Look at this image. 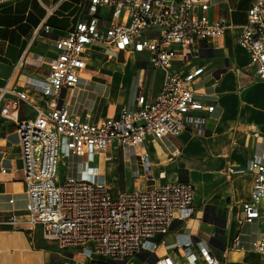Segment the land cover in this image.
<instances>
[{
  "label": "built area",
  "instance_id": "2783aa9c",
  "mask_svg": "<svg viewBox=\"0 0 264 264\" xmlns=\"http://www.w3.org/2000/svg\"><path fill=\"white\" fill-rule=\"evenodd\" d=\"M17 1L0 0V6ZM52 1L50 15L66 0ZM211 6L212 0H86L87 16L55 39L47 77L28 79L24 90L9 83L0 89V114L15 123L27 194L24 212L0 219V227L18 222L41 227L59 251L75 249L93 264H130L144 253L156 257L154 264H225L189 233L176 232L174 242L166 241L194 215L191 184L161 182L163 174L155 179L146 154L140 156L144 177L156 181L150 190L114 193L100 169V163L115 160L119 149H139L149 139L185 131L202 134L214 106L205 105L193 90L204 68L189 69V64L199 44L225 36L232 27L221 14L212 15ZM38 31L52 33L47 24ZM237 42L254 76L264 82V0L249 8ZM93 46L109 58L141 57L147 68L161 71L156 99L147 101L138 94L132 109L122 107L100 120L71 114L63 93L92 81L88 53ZM29 90L46 103L31 100ZM21 103L33 109L34 118L19 119ZM72 158L82 164L76 173L63 162ZM61 164L67 172L63 178ZM226 173L228 178L248 174L252 180L240 223L264 219V155L253 154L248 166H229ZM157 237L162 239L155 242ZM161 247L170 254L159 256ZM232 249L246 251L238 238ZM250 250L264 256V223Z\"/></svg>",
  "mask_w": 264,
  "mask_h": 264
},
{
  "label": "crops",
  "instance_id": "0c3cea01",
  "mask_svg": "<svg viewBox=\"0 0 264 264\" xmlns=\"http://www.w3.org/2000/svg\"><path fill=\"white\" fill-rule=\"evenodd\" d=\"M254 1L212 0L210 13L221 14L232 27L225 36L199 44L189 64V69L204 68V74L194 82L193 90L205 105L214 106V111L206 116L202 134L185 131L177 137L149 139L139 149H119L114 153L115 160L100 163L101 179L107 184H117L122 161L126 172L132 171L134 165L137 167L140 178H144L142 190H150L149 181L144 177V163L140 159L146 154L155 179L163 174L165 179L161 182L181 181L182 178L183 182L191 184L195 192L194 215L187 224L177 225L166 241L174 242L176 232L189 233L193 239L207 244L212 254L225 264H263L264 261V256L250 250L264 219L251 224L239 221L243 203L250 197L251 177L247 174L228 178L226 173L229 166H248L253 154L264 155V82L254 76L248 67L247 53L237 42L240 26L246 23L248 10ZM53 5L52 0H19L0 6V89L9 83L24 90L28 79L44 80L49 74L48 62L56 54L55 39L65 35L87 16L86 0L84 17L71 15L74 7L79 5L72 0L59 4L50 15L48 9ZM43 24L49 25L52 33L38 31ZM102 51L99 46L89 50L90 74L93 59ZM111 59L117 63L115 70L121 77L125 74L129 77L140 69V83L133 100L129 99L130 88L122 78H119L115 89H111L110 82L91 81L63 93V104L71 114L81 118L90 116L94 120L106 117L98 107L95 110V105L90 107L88 103L91 97L96 98L97 86L103 88L98 98L104 100L109 91L117 93L126 85L122 92L127 97L119 110L122 107L132 109L138 94L145 96L147 101L156 99L163 74L159 87L148 93L145 89L148 68L141 57L118 56ZM128 60L131 61L129 65L126 64ZM28 93L37 104L43 106L46 103L40 95L30 90ZM18 117L20 120L32 119L35 112L21 103ZM155 183L152 182V188ZM133 189H139L136 183ZM26 204V185L15 123L0 114V219L22 214ZM236 238L245 252L232 249ZM161 239L157 237L154 241ZM166 254L170 252L164 247L158 250L159 256ZM155 259L154 255L144 253L132 259L130 264H154ZM0 264L93 262L75 249L59 251L55 243L44 238L41 227L18 222L0 227Z\"/></svg>",
  "mask_w": 264,
  "mask_h": 264
},
{
  "label": "rangeland",
  "instance_id": "374dc122",
  "mask_svg": "<svg viewBox=\"0 0 264 264\" xmlns=\"http://www.w3.org/2000/svg\"><path fill=\"white\" fill-rule=\"evenodd\" d=\"M73 3L79 4L78 6L74 7V9L71 12V15H75L76 17H84L85 16V0H72ZM122 62H124L123 60H121ZM131 61L128 60V62L126 64H130ZM92 70H91V76L93 77L92 81H97L100 83H105V82H110L111 84V89H115L118 85V81L119 78H122L123 83H127L128 84V88H130V96L129 99L133 100L134 96L136 95L137 89H138V85L140 83V69L139 64H136V68H138L136 70V72H134L133 74L129 75V77H127V75L125 74L124 77H121L120 73L115 70V66L117 65V63L113 62V60L109 57H107L103 51L102 54L100 53V55L96 56L95 59H93V63H92ZM148 74L147 77L145 79V89L148 93L154 92L156 90V88L159 87L161 79H162V73L158 72L154 69L148 68L147 69ZM143 85V84H142ZM126 85L122 86L121 91H118L117 93H113L114 91H109L108 94H106V98L100 99L98 98L99 96H101L102 94V90L103 88L101 86H97L96 89V98L95 97H91L90 99H88V103L89 106L92 107L95 105V110L98 107L101 111V114H104V116L107 115H113V114H117L120 105L123 103V101L126 100V94L124 92H122L123 88L125 89ZM69 96H70V92H69ZM90 96V95H89ZM86 97H83L82 99H84ZM64 164H67L70 168V170L74 173H76L80 167H81V161L77 158H72V159H66L65 161H63ZM96 161L94 163V165H97ZM122 163V172L119 173L118 175V180H117V184L112 185V182H110L109 180V184L112 187V192L116 193L119 190H130L133 189L134 187V183H136V187L139 189H142V184L144 183V178H140L141 174L138 172L137 167L134 165L133 166V170L130 172H126V168L124 166V162L120 161V164ZM65 174H67L66 172V167L65 165L61 164L59 166V175L61 178H63L65 176ZM148 189L152 188V182H148ZM251 261H253L254 259H250ZM264 264V261H263Z\"/></svg>",
  "mask_w": 264,
  "mask_h": 264
},
{
  "label": "trees",
  "instance_id": "16d2710c",
  "mask_svg": "<svg viewBox=\"0 0 264 264\" xmlns=\"http://www.w3.org/2000/svg\"><path fill=\"white\" fill-rule=\"evenodd\" d=\"M181 182H183V179L181 178Z\"/></svg>",
  "mask_w": 264,
  "mask_h": 264
},
{
  "label": "water",
  "instance_id": "95a60500",
  "mask_svg": "<svg viewBox=\"0 0 264 264\" xmlns=\"http://www.w3.org/2000/svg\"><path fill=\"white\" fill-rule=\"evenodd\" d=\"M148 254V253H147ZM154 262H155V260H154Z\"/></svg>",
  "mask_w": 264,
  "mask_h": 264
}]
</instances>
